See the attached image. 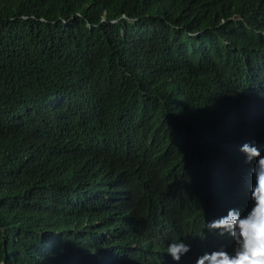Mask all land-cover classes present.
<instances>
[{
  "label": "trees",
  "instance_id": "16d2710c",
  "mask_svg": "<svg viewBox=\"0 0 264 264\" xmlns=\"http://www.w3.org/2000/svg\"><path fill=\"white\" fill-rule=\"evenodd\" d=\"M245 143L264 0H0V264H151L237 208Z\"/></svg>",
  "mask_w": 264,
  "mask_h": 264
},
{
  "label": "clouds",
  "instance_id": "9594fccd",
  "mask_svg": "<svg viewBox=\"0 0 264 264\" xmlns=\"http://www.w3.org/2000/svg\"><path fill=\"white\" fill-rule=\"evenodd\" d=\"M241 152L246 162L236 171L244 192L237 208L226 192L218 199L223 212L206 218L203 226L186 221L180 232L153 243L149 263L264 264V153L247 143Z\"/></svg>",
  "mask_w": 264,
  "mask_h": 264
},
{
  "label": "bare ground",
  "instance_id": "6f19581e",
  "mask_svg": "<svg viewBox=\"0 0 264 264\" xmlns=\"http://www.w3.org/2000/svg\"><path fill=\"white\" fill-rule=\"evenodd\" d=\"M263 153V152H262Z\"/></svg>",
  "mask_w": 264,
  "mask_h": 264
}]
</instances>
